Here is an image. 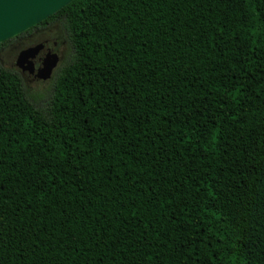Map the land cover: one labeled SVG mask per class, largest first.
Segmentation results:
<instances>
[{
    "label": "trees",
    "instance_id": "trees-1",
    "mask_svg": "<svg viewBox=\"0 0 264 264\" xmlns=\"http://www.w3.org/2000/svg\"><path fill=\"white\" fill-rule=\"evenodd\" d=\"M57 17L44 108L0 66V264H264V0Z\"/></svg>",
    "mask_w": 264,
    "mask_h": 264
},
{
    "label": "flooded vegetation",
    "instance_id": "flooded-vegetation-1",
    "mask_svg": "<svg viewBox=\"0 0 264 264\" xmlns=\"http://www.w3.org/2000/svg\"><path fill=\"white\" fill-rule=\"evenodd\" d=\"M47 23L48 21H45L43 26L47 25ZM38 25L40 24L37 23L19 34L4 40H13L14 42L7 48L6 53L8 55L14 53L13 65L19 69L17 75L20 78V82L21 76L27 81L46 82L45 90L50 91L59 70L58 66L62 61L61 57L57 54L56 48L59 36H43V32L48 31L49 28H41V30L35 31ZM19 37L21 39L15 41ZM63 41L64 39H61L59 42L63 43ZM46 68H48V71Z\"/></svg>",
    "mask_w": 264,
    "mask_h": 264
},
{
    "label": "rangeland",
    "instance_id": "rangeland-1",
    "mask_svg": "<svg viewBox=\"0 0 264 264\" xmlns=\"http://www.w3.org/2000/svg\"><path fill=\"white\" fill-rule=\"evenodd\" d=\"M43 25L44 24L38 25L35 31H39L41 30V28H47V29L49 28L48 31L43 32V36L45 37L59 36V38H57L58 44L56 48H57L58 56H60L62 59V61L60 62L58 66L60 70L70 60L71 55H72V48L68 40L67 31L64 26L63 19L62 17H57L53 20H49L47 25L45 26ZM20 39L21 38L19 37L15 39V41H18ZM61 39H64L63 43L59 42ZM12 43H14L13 40H10L0 45V66L6 70L12 71L17 74L19 73V69L15 65H13L14 53L13 54L10 53L9 55L6 53L7 48ZM46 85H47L46 82L27 81L23 76H21V86L24 91V94L28 98V100L32 102V104L36 106L37 108H44L47 105V102L49 101V98L51 96L52 88L50 91H47L45 90Z\"/></svg>",
    "mask_w": 264,
    "mask_h": 264
},
{
    "label": "water",
    "instance_id": "water-1",
    "mask_svg": "<svg viewBox=\"0 0 264 264\" xmlns=\"http://www.w3.org/2000/svg\"><path fill=\"white\" fill-rule=\"evenodd\" d=\"M70 1L0 0V42L36 25Z\"/></svg>",
    "mask_w": 264,
    "mask_h": 264
}]
</instances>
